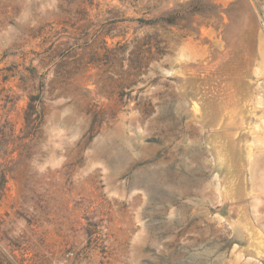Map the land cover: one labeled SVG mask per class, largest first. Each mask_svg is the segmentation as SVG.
Here are the masks:
<instances>
[{
	"label": "rangeland",
	"instance_id": "374dc122",
	"mask_svg": "<svg viewBox=\"0 0 264 264\" xmlns=\"http://www.w3.org/2000/svg\"><path fill=\"white\" fill-rule=\"evenodd\" d=\"M0 264H264V0H0Z\"/></svg>",
	"mask_w": 264,
	"mask_h": 264
}]
</instances>
